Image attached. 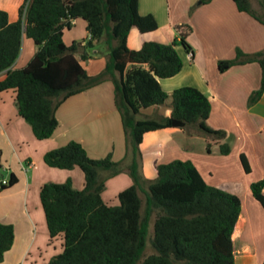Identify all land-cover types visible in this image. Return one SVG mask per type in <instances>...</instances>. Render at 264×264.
<instances>
[{
  "label": "trees",
  "instance_id": "16d2710c",
  "mask_svg": "<svg viewBox=\"0 0 264 264\" xmlns=\"http://www.w3.org/2000/svg\"><path fill=\"white\" fill-rule=\"evenodd\" d=\"M232 1L238 12L264 25L249 0ZM259 2L264 9V0ZM76 20L85 22L88 37L66 45L63 32L71 30ZM132 28L141 34L157 29L153 16L138 14V0H24L13 23L0 10V73H4L0 93L15 92L17 113L35 139L52 136L58 127L55 112L66 99L104 82L114 87V105L124 133L125 154L117 162L111 154L90 159L76 142L44 154L47 167L78 168L84 177L81 190L74 189L70 180L40 187L49 241H62L61 253L48 264H234L232 234L241 212L239 197L206 184L190 161L159 164L153 179L142 173L144 134L175 128L172 120L182 122L180 129L187 134L203 137L208 153L212 144L226 136L208 126L210 102L193 87L175 89L164 116L141 114L165 104L167 95L158 79L181 71L176 47L193 55L187 32L179 27V40L168 44L147 41L131 50L127 39ZM23 37L33 42L36 52L24 67L13 68ZM99 46L105 56L104 68L88 75L80 63L99 54V50L92 54ZM248 63H257L261 70L260 85L247 100L252 106L264 93V50L246 54L236 49L234 58L218 61L217 69L223 73ZM219 152L228 155L229 145L220 144ZM240 162L248 172L245 156L240 155ZM120 173H126L132 185L118 194L117 206H108L101 194L106 181ZM16 182V176L9 174L8 183L0 184V189ZM249 189L264 212V178ZM13 240V227L0 223V264Z\"/></svg>",
  "mask_w": 264,
  "mask_h": 264
},
{
  "label": "crops",
  "instance_id": "0c3cea01",
  "mask_svg": "<svg viewBox=\"0 0 264 264\" xmlns=\"http://www.w3.org/2000/svg\"><path fill=\"white\" fill-rule=\"evenodd\" d=\"M23 2L0 0V10L6 12L9 23L18 20V10ZM138 14L153 16L157 29L141 34L132 28L127 39L131 50H138L147 41L168 44L174 39L179 40L176 30L179 27L187 32L186 42L193 55L176 47L183 64L181 71L174 77L158 79V82L169 97L181 87L198 89L210 102L208 126L226 134L220 143L212 144L208 153L203 137L187 135L181 127L146 133L140 144L142 173L145 178L153 179L156 167L161 163L190 161L206 184L239 197L241 212L232 234L234 264H262L264 247L257 248V245L264 242L256 241V238L261 235L264 220L259 208L248 198L249 195L252 198L249 189L252 183L243 176L240 162V155L245 156L250 172L252 164H256L261 171L258 180L264 178V93L256 104H247L250 94L260 85L261 70L257 63H248L220 73L217 63L234 58L236 49L246 54L263 51L264 26L238 12L232 0H213L206 4L201 0H138ZM80 22L85 29V22L76 20L71 30ZM87 37L88 34L84 38ZM98 50L99 54L80 63L88 75H96L104 68L102 46L92 54ZM35 52L33 42H25L23 37L13 68L24 67ZM3 77L4 73H0V80ZM169 97L163 106L147 108L141 114L151 118L164 116L169 110ZM55 117L58 127L52 136L37 140L30 126L17 113L15 92L0 93L1 171L15 175L20 183L10 191L0 190V223L11 225L14 230L13 244L1 264H48L62 251L60 239L49 241L39 190L45 183L62 184L67 180L74 189L81 190L84 177L78 168L47 167L43 161L46 152L76 142L90 159L111 154L117 162L124 157V133L114 105L111 82L69 97L57 108ZM222 143L229 145L228 155L220 154ZM20 167L25 174L30 173V183L20 172ZM131 185L126 173L108 179L101 194L103 202L117 206L118 194ZM242 196L246 197V205Z\"/></svg>",
  "mask_w": 264,
  "mask_h": 264
},
{
  "label": "rangeland",
  "instance_id": "374dc122",
  "mask_svg": "<svg viewBox=\"0 0 264 264\" xmlns=\"http://www.w3.org/2000/svg\"><path fill=\"white\" fill-rule=\"evenodd\" d=\"M249 2H250V5L252 7V10L254 12H256L258 15H260L261 17L264 18V9L261 7V4H260L259 0H249ZM257 23H259V22H257ZM259 24L262 25L261 23H259ZM262 26H264V25H262ZM86 34H87V31H86V29H84V27L82 26V23L80 22L74 29H72L70 31L66 30L64 32V41H65V43H67V45H69L73 41L80 42V41H82L84 39ZM26 40H28V39H25V42H26ZM179 47H181V46H179ZM168 97L169 96H167V99H168ZM169 98H170L169 99V101H170L171 97H169ZM187 135H189V134H187ZM192 135H195V134H192ZM5 164H6V162H5ZM252 165H253V167H252L251 172H250V170L248 172H245V170L243 169L242 165H241V168H242V171H243V176H247V180L251 181V183H254V182L259 181L257 177H259L261 171H260V166H258L256 164H252ZM19 170H21L20 172H22L23 175L25 174L24 170H22L21 167H20ZM8 175H9L8 173H3L2 171H0V184L6 185L8 183ZM25 175L28 178L27 183L28 182L30 183V179H29L30 178V173H27ZM24 181H25V177H24ZM19 185H20V183L18 184V182H16L12 187L6 188L4 190L0 189V190L1 191H10L14 186L18 187ZM248 198L251 199L253 201V204H255L259 208V210H260V212H261V214L263 216V220H264V212L262 211L261 207L250 197V195H249ZM242 199L244 200V204L246 205V201H245L246 197L242 196ZM247 207H248V205H247ZM263 223H264V221H263ZM256 241L264 242V224L261 227V235H258V238H256ZM260 246L264 247V244H258L257 248H259ZM146 253H150L149 247H147Z\"/></svg>",
  "mask_w": 264,
  "mask_h": 264
},
{
  "label": "water",
  "instance_id": "95a60500",
  "mask_svg": "<svg viewBox=\"0 0 264 264\" xmlns=\"http://www.w3.org/2000/svg\"><path fill=\"white\" fill-rule=\"evenodd\" d=\"M172 126L175 128L183 127V123L177 120H172Z\"/></svg>",
  "mask_w": 264,
  "mask_h": 264
}]
</instances>
